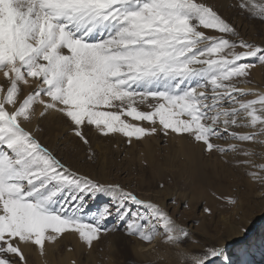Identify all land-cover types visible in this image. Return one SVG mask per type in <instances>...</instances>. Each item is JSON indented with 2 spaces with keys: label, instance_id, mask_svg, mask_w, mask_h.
Wrapping results in <instances>:
<instances>
[{
  "label": "snow or ice",
  "instance_id": "snow-or-ice-1",
  "mask_svg": "<svg viewBox=\"0 0 264 264\" xmlns=\"http://www.w3.org/2000/svg\"><path fill=\"white\" fill-rule=\"evenodd\" d=\"M239 6L264 20V0ZM256 63L264 65V46L240 37L197 0H0V264H17L16 258L27 264L22 245L38 246L43 255L46 241L69 231L91 247L121 224L144 241L159 237L176 247L181 264L220 257L232 264L222 246L182 249L191 234L159 203L79 174L22 122L57 112L85 144L82 127L94 125L129 143L162 134L186 138L209 154L251 156L255 150L244 142L264 144V90L237 84L251 83ZM21 85L30 88L22 98ZM238 163L264 171L252 160ZM249 174L264 181L260 172ZM102 195L109 203L89 219L88 204Z\"/></svg>",
  "mask_w": 264,
  "mask_h": 264
},
{
  "label": "rangeland",
  "instance_id": "rangeland-1",
  "mask_svg": "<svg viewBox=\"0 0 264 264\" xmlns=\"http://www.w3.org/2000/svg\"><path fill=\"white\" fill-rule=\"evenodd\" d=\"M197 2L211 6L237 30L240 37L264 46V20L241 8V0ZM201 30L207 35H219L213 29L201 27ZM257 66L263 71L260 77H254L252 69L248 77L251 83H238V87L264 90V65L256 63ZM4 83L0 74V84ZM21 88L22 98L30 88L24 85ZM136 106L139 110H151L146 104ZM8 107L11 110V106ZM41 110L42 107L37 105L36 112ZM122 119L149 126L148 122H138L131 117L122 116ZM22 126L32 131L43 146L79 174L101 182L119 183L140 198L159 203L177 223L189 230L190 238L181 244L182 249L194 253L211 246H222L232 264H264V224H259L250 238L239 239L240 233L249 230L254 221L264 215V197L257 198V193L264 190V181L249 174L260 172L264 176V171L238 163L252 160L254 164H264V144L244 142L246 148L255 150L251 156L228 152L222 157L216 151L211 154L202 152L199 153V163L190 151L187 154L180 152L176 139H184L181 137L166 138L160 134L132 138L129 143V138L121 133L103 135L94 125H85L82 131L89 141L85 144L75 135L69 119L57 112L34 117L30 123L22 122ZM228 197L236 202L229 203ZM109 199L102 195L92 200L85 215L90 219L93 212L102 210L109 203ZM206 207L211 212H205ZM115 223L114 218L109 219L107 226L111 228ZM150 244L154 248L149 250L147 246ZM22 248L27 264H64L67 259L70 264H181L179 249L161 242L159 237L147 242L130 235L122 224L115 231L102 233L91 247L80 240L78 233L69 231L56 241H46L43 255L38 246L31 243L22 245ZM16 260L18 264V258ZM213 260L212 264H225L224 257Z\"/></svg>",
  "mask_w": 264,
  "mask_h": 264
},
{
  "label": "bare ground",
  "instance_id": "bare-ground-1",
  "mask_svg": "<svg viewBox=\"0 0 264 264\" xmlns=\"http://www.w3.org/2000/svg\"><path fill=\"white\" fill-rule=\"evenodd\" d=\"M253 73H254V77H258L259 78L261 73H263V71L261 70V68H259L257 66L255 68H253ZM258 89H261V88L259 87ZM239 130H241V131H253V129H239ZM173 139H176V138H173ZM215 141L217 143L223 144V145H227V144H230V143H239V141H234V140H231V139H219V140L214 139V142ZM176 142L178 144V148H179L180 152H182L184 154H187L188 151H190L192 153V155H193L192 157H194V160H196L199 163H201V159H200L199 153H202L204 151L202 150V148L200 146H198L196 144H190L189 140L186 139V138H184V139H176ZM156 164L158 166H161L160 162H156ZM258 197L261 198V199L264 197V190L262 192H258L257 193V198ZM261 223L264 224V215L260 216L257 220L254 221V226L253 227L251 225L249 230L240 233L239 239L244 241V240L250 238L251 235L253 236L254 233L256 232V229L258 228L257 226L259 224H261ZM231 243H232V241H231ZM151 247H153V244L152 245L150 244L149 246H147L148 249L151 248ZM68 261H69V259H67V262L64 261L65 262L64 264H70ZM213 261L214 260H212V262Z\"/></svg>",
  "mask_w": 264,
  "mask_h": 264
}]
</instances>
